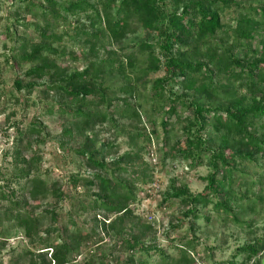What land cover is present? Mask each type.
I'll return each instance as SVG.
<instances>
[{
    "label": "trees",
    "instance_id": "obj_1",
    "mask_svg": "<svg viewBox=\"0 0 264 264\" xmlns=\"http://www.w3.org/2000/svg\"><path fill=\"white\" fill-rule=\"evenodd\" d=\"M43 1L39 14L33 13L35 6L30 3L23 11L40 21L33 26L38 41L23 37L6 61L16 68L29 66L15 76L16 92L29 96L38 90L57 106L62 123L54 140L62 152L80 162L76 172L69 173L67 184L72 190L83 188L85 198L74 200L61 180L48 183L41 177L37 146L49 141L41 123L30 122L18 132L12 152L14 170L8 178L0 174V181H5L0 187V226L6 224L7 233L19 229L31 248L24 250L18 261L73 264L71 258L80 255L85 243L105 234L113 242L109 254L80 264H195L189 255L192 242L177 246L175 257L166 254L149 224L134 215L132 205L137 203L139 186L151 178L152 167L144 161V153L152 136L157 138L155 130L146 132L145 112L136 100L138 86L149 83L150 75H157L150 82L149 100L154 106L151 113L162 115L164 147L172 140L168 135L182 123L181 136L165 151L163 161L181 159L194 169L208 158L212 169L200 194L194 196L182 188L167 195L186 209L178 221L200 219L198 207L210 204L228 213L235 167L264 160V126L259 124L264 121V39L252 47L264 32V0L242 8L231 42L225 38L218 6L237 5L234 0ZM68 17L77 23L83 18L88 22V27L80 26L81 47L86 49L83 57L59 49L61 36L54 29ZM138 30L153 40L136 43V50L127 52L129 46L123 41ZM111 45H117L118 50H108ZM58 61L81 62L83 67L72 70ZM118 79L122 83L119 88L110 86ZM172 87L182 93H175ZM208 128L214 136L205 135ZM106 130H112L114 137L102 139ZM114 133L127 139L126 152H120ZM22 179L25 184L19 197L13 190L5 192ZM66 200L77 204L66 212L68 223L60 227V204ZM74 213L90 215L89 231L67 228L68 224L75 226ZM263 251L264 238L242 246L237 253L249 262ZM137 254L145 259L137 260Z\"/></svg>",
    "mask_w": 264,
    "mask_h": 264
},
{
    "label": "rangeland",
    "instance_id": "obj_2",
    "mask_svg": "<svg viewBox=\"0 0 264 264\" xmlns=\"http://www.w3.org/2000/svg\"><path fill=\"white\" fill-rule=\"evenodd\" d=\"M54 1L62 4L70 0ZM234 1L237 5L231 7L218 6L220 20L227 32L225 38L229 42L232 41L231 32L235 28L236 19L239 13L242 12V8L247 5H258L262 2L259 0ZM89 2L95 4L98 0H89ZM28 3L35 6L32 10L33 13L39 14V5L44 4V1L0 0V174L8 178V174H11L14 170L12 152L14 141L19 136L18 132H22L30 122H39L45 128L44 136L46 140H49L45 144L37 146L41 157V177L48 183L56 179L61 180L65 191L70 194L72 199L82 200L85 198V190L83 188L72 190V187L67 184L69 173L76 172L80 166L79 159L72 154L62 152L54 140L55 136L59 134L62 123L58 120L57 106L49 101L50 98L45 100L38 90L29 96H25L22 92L18 93L13 88L15 76L28 70L29 66L16 68L11 66L6 59L10 57L13 48L23 37L33 43L38 41L33 26L40 25V21L34 17L33 13H23L25 5ZM16 22H19V24L15 25ZM24 25H27V27ZM81 25L86 28L88 22L83 18L77 23L75 18L68 17L65 22H60L55 27V34L61 36L59 49L64 48L68 53L73 52L74 54H80V57L85 56L86 49L81 47L80 43L83 38L79 36ZM151 39L152 36L148 37L145 31L138 30L135 34L128 35L124 39L123 45L129 46L126 49L127 52L135 51L134 44L148 42ZM262 39H264V32H261L259 37L252 42V47L256 46ZM258 49H260L259 46ZM108 50H118V46L111 45ZM120 52L118 51L117 54H120ZM99 54L105 56L103 51H100ZM58 64L61 66L67 65L72 70H80L83 67L81 62L72 64L58 61ZM156 77L157 75H150L146 79L149 83L138 86L139 95L136 98L145 112L142 121L146 132L150 133L151 130H155L157 138L154 135L152 136L151 146L144 153V161L152 167L151 178L149 183L139 186L140 192L137 196V203L132 205L134 215L138 216L144 223L149 224L159 248L171 256H177V246L190 241L192 242V248L189 249V255L195 264H264V251L249 262L245 261L244 254L237 253V250L242 246L264 238V160L251 163L241 162L235 167L231 186L232 195L227 204L230 208L228 213L224 209L217 211L210 204L205 208L198 207L200 215L203 216L200 219L196 221L190 219L183 222L178 221L179 216H182L186 209L178 199L167 198V195H172L173 190L182 188H185L191 195L200 194L206 185L204 180L212 173V169L208 158L203 160L200 167L194 169L190 168L188 163L181 159L163 161L165 151L169 149V146L171 147L176 137L181 136L180 127L182 123H177L175 130L168 135L172 138L169 146L164 147V134L160 126L162 115L157 114L154 116L151 113L154 106H152V101L149 100L152 95L150 82ZM121 85L120 79L116 80L114 85L110 84L115 88H119ZM172 91L178 94L182 93L177 87H172ZM187 100H190V98ZM49 110H52V113H49ZM185 113L188 114L187 111ZM185 113H181L182 117L186 115ZM259 124L264 126V121L259 122ZM261 131L264 132V129ZM112 133V130H106L100 136L102 139L112 138L114 137ZM205 135L214 136L212 129L208 128ZM115 138L118 139L120 152H126L128 149L127 139L116 134ZM74 144V142L71 143V145ZM3 184H5V181L1 180L0 187ZM24 184L25 180L23 179L17 183L13 182L9 188L4 187L5 192L9 193L13 190L17 193L16 196L19 197ZM224 188L226 190V187ZM70 201L72 202V200H66L60 204L63 209L59 214L58 225L60 227L68 223L66 212L73 207L76 208L77 203L73 201L75 203L73 206ZM215 202L216 200L213 199V204ZM2 204L6 205L5 202ZM73 215H75L72 218L75 226L68 224L67 228L70 231L75 228L90 230L88 225L90 215H77V213ZM101 216L102 214H99L98 220L102 218ZM6 228V224L0 226V264H20L17 259L19 255L26 249L31 251V248L24 240L19 229L11 228L12 230L7 233ZM191 238H194V240H191ZM2 242L4 246H1ZM112 245L113 242L105 234H100L85 243L80 250V255L71 258V262L80 264L90 258H101L103 253L107 256L109 254L108 249ZM136 259L144 260L145 258L141 254H137ZM21 262L24 261L21 260Z\"/></svg>",
    "mask_w": 264,
    "mask_h": 264
},
{
    "label": "built area",
    "instance_id": "obj_3",
    "mask_svg": "<svg viewBox=\"0 0 264 264\" xmlns=\"http://www.w3.org/2000/svg\"><path fill=\"white\" fill-rule=\"evenodd\" d=\"M151 219V218H150Z\"/></svg>",
    "mask_w": 264,
    "mask_h": 264
}]
</instances>
